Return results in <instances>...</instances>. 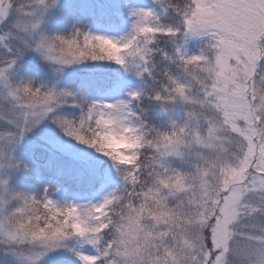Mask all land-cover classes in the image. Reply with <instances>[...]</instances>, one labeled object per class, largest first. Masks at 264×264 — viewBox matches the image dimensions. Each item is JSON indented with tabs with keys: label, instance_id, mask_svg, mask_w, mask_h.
<instances>
[{
	"label": "snow or ice",
	"instance_id": "1",
	"mask_svg": "<svg viewBox=\"0 0 264 264\" xmlns=\"http://www.w3.org/2000/svg\"><path fill=\"white\" fill-rule=\"evenodd\" d=\"M56 254L264 264V0H0V264Z\"/></svg>",
	"mask_w": 264,
	"mask_h": 264
},
{
	"label": "rangeland",
	"instance_id": "2",
	"mask_svg": "<svg viewBox=\"0 0 264 264\" xmlns=\"http://www.w3.org/2000/svg\"><path fill=\"white\" fill-rule=\"evenodd\" d=\"M135 3H137V4L141 5V6H145V7H147V6H149V5L151 4V0H135ZM76 70H82V69L79 68V67H77V68L75 69V72H76ZM67 81H69L70 83L73 82V81L70 80V79L67 80ZM35 135H38V132L33 134V136H35ZM51 258H52V256H49V257L45 258V259L42 261V264L45 263V262H47V260H49V259H51Z\"/></svg>",
	"mask_w": 264,
	"mask_h": 264
},
{
	"label": "trees",
	"instance_id": "3",
	"mask_svg": "<svg viewBox=\"0 0 264 264\" xmlns=\"http://www.w3.org/2000/svg\"><path fill=\"white\" fill-rule=\"evenodd\" d=\"M34 63V62H33ZM82 70H76V72H80ZM41 75H43V72L41 71ZM67 83H70L69 81H66ZM67 139V138H66ZM74 143V142H73ZM83 147V146H81ZM19 181L18 180H14L13 183H18ZM59 257H58V254L52 256L51 259L47 260V262L43 263V264H53V261L54 260H57Z\"/></svg>",
	"mask_w": 264,
	"mask_h": 264
}]
</instances>
